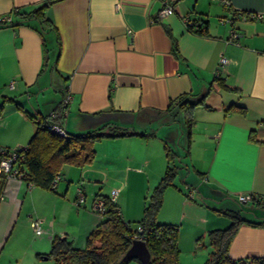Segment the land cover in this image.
<instances>
[{
	"label": "crops",
	"instance_id": "obj_1",
	"mask_svg": "<svg viewBox=\"0 0 264 264\" xmlns=\"http://www.w3.org/2000/svg\"><path fill=\"white\" fill-rule=\"evenodd\" d=\"M42 1L0 0V22L10 20L14 8L30 10ZM165 5L173 12L159 15ZM45 17L60 41L48 33L46 43L59 51L53 69L48 57L44 64L36 29L0 26V101L13 97L35 118L54 111L51 121L70 134L117 125L145 135L101 138L91 162L61 166L53 190L6 177L0 194V264H46L54 236L85 248L100 221L89 210L88 191L94 201L96 194L109 196L116 189L121 219L138 221L134 217L142 215L145 198L173 163L168 150L184 162L186 173L181 186L173 180L163 191L156 219L177 225L179 264H203L212 250L207 232L230 223L217 212L227 206L212 212L204 202L229 205L239 193L264 201V0H56ZM200 18L205 32L189 30L186 19ZM233 31L238 37L230 41ZM174 40L179 56L172 51ZM221 56L227 62L216 81ZM182 94L202 100L190 109L189 140L182 107L173 101ZM231 104L245 107V113L227 111ZM35 130V122L7 102L0 116V149L25 146ZM184 135L182 158L170 143L181 146ZM192 171L198 181L194 174L188 180ZM102 187L110 190L103 193ZM79 191L84 199L75 204ZM249 208L247 213L264 220V210ZM35 219L41 221V234L30 226ZM190 253L195 262H188ZM228 253L232 259L264 256V225L240 224Z\"/></svg>",
	"mask_w": 264,
	"mask_h": 264
},
{
	"label": "trees",
	"instance_id": "obj_2",
	"mask_svg": "<svg viewBox=\"0 0 264 264\" xmlns=\"http://www.w3.org/2000/svg\"><path fill=\"white\" fill-rule=\"evenodd\" d=\"M54 1L56 0H43L39 5L30 10L14 8L9 13L12 16L11 19L0 22V26L28 25L36 29L42 37L45 53L44 64L47 62L46 42L50 31L55 33L56 43L60 44L57 29L45 17L46 8ZM205 24L206 21L200 18V20H192L191 24L187 23V26L189 30L203 33L205 32ZM196 25L197 28L194 29ZM172 51L176 56H179L175 40L172 45ZM58 54L59 51H57L52 69L56 65ZM215 77L214 80L218 81L219 78ZM62 91L65 90L62 88ZM65 96V92H63L60 101L62 111L66 107ZM173 101L182 107L187 127V140H189L192 125L190 109L196 104L201 103L202 100L190 101L186 94H182ZM7 102H13L17 109L32 119L36 124V130L25 146L17 148L14 151L0 149V161L10 153L16 152L17 157L12 163V169L16 171L14 176L43 189H54L53 181L57 180L62 165L70 164L82 167L91 162L95 154L94 143L101 138L132 134L145 135L144 133H137L125 127L113 125L102 126L98 129L79 134L66 132V136H61L51 131L45 125L48 115L35 118L19 102H16L13 97L3 96L0 101V116ZM226 110H236L245 113L246 108L241 105L231 104ZM250 138L253 141L256 140L252 133ZM171 155L172 153L168 150V158ZM176 172L177 170L172 164L166 167L158 184L145 198L142 217L138 221L122 220L116 202L111 200L109 196L96 194L95 199L102 198L105 209L95 230L87 238L86 247L83 249L74 248L72 242L67 240L65 236H54L51 240L50 251L46 255L53 258L55 264H118L131 242L138 237H142L150 255L149 259L141 261L137 257H131L119 264H128L131 260H136L137 264H179L177 225L158 223L156 219L157 212L162 203L163 191L168 186L173 185ZM6 176L7 173L1 170L0 194ZM249 203L253 208L264 210V201H261V199L253 196ZM217 212L227 216L230 223L225 228L211 229L207 232L208 243L211 245L212 250L203 264H264V256L232 259L228 253L231 240L240 224L246 222L254 226L264 225V220L246 219L238 211L231 209L217 210ZM137 225H140L141 230H137ZM95 241H98L99 244L96 245Z\"/></svg>",
	"mask_w": 264,
	"mask_h": 264
},
{
	"label": "rangeland",
	"instance_id": "obj_3",
	"mask_svg": "<svg viewBox=\"0 0 264 264\" xmlns=\"http://www.w3.org/2000/svg\"><path fill=\"white\" fill-rule=\"evenodd\" d=\"M202 3H207L208 2V0H200ZM210 1V0H209ZM47 57H48V62L50 63V64H52L53 63V61H54V58H55V56H56V54H55V51L52 49V45L50 44V43H47ZM54 76H55V74H53ZM53 84H58L57 82L58 81H56V79L55 78H52V81H51ZM49 93L50 94H52V95H54V97H55V95L58 97L59 96V94H55V92H53V90H49ZM59 93V92H58ZM182 117V116H181ZM180 117V119H181V123H182V125L184 126L185 125V123H184V121L182 120V118ZM183 130H184V134H185V132H186V129L185 128H182ZM185 136L186 135H184V136H182V138L180 139V143H181V146H179V145H177V143H170V148L173 150V151H175L178 155H181L182 156V158H183V156H184V154H185V147H186V142H185ZM172 151V152H173ZM170 160L171 161H173V163H170V164H172L173 166H175V168H176V170H177V172H176V175H175V177H174V183L176 184V185H178V186H181L183 183H182V180H183V177H184V175H185V173H186V168L184 167V162H179V160H178V157H176L175 156V158H174V155L172 156L171 155V157H170ZM193 174L196 176V181H198L199 180V176L194 172V171H192V175L191 176H189V177H187L188 178V180L190 179V180H193L194 179V176H193ZM192 177H193V179H192ZM189 182V181H188ZM103 193H105V192H107V191H109L110 189H109V187H102V189H100ZM112 190V189H111ZM111 190H110V192H111ZM90 191H88L87 192V196H88V205H89V210L92 212V213H94L95 215H97L98 216V214H97V212L95 211V210H93L92 209V203H93V200L91 199L92 198V191H91V193H89ZM88 193H89V195H88ZM92 200V201H91ZM204 200H206V199H204ZM83 201V200H82ZM81 201V202H82ZM223 201H226V200H223ZM80 202V203H81ZM76 203H78L77 201H75V204ZM206 205H208L209 207H210V211H212L213 212V209H211V208H214V207H222L223 208V206H227L229 209H234V210H236V211H238L239 212V214L243 217V218H250L249 217V215H251V214H249V213H247L248 211H251V210H249L250 208L249 207H251V205L250 204H246V203H242V204H240V203H238L237 201H233V202H230L231 204H229V205H225L224 203H222L221 205H216V204H212V203H210V202H208V201H205L204 202ZM217 207V209H219ZM248 216V217H247ZM252 217V219L253 220H262L260 217H254L253 215H251ZM69 217V216H68ZM141 218L142 217V215H138V217H134V218ZM139 218V219H140ZM75 219H72V218H69V222H72V221H74ZM43 228V227H42ZM31 236H32V234H31ZM27 239H30V233L29 234H27V237H26ZM28 241V240H27ZM185 256H187V255H185ZM193 258V259H192ZM178 259H179V257H178ZM194 259H195V257H194V255H192L191 253L189 254V256H188V262H195L194 261ZM197 259V258H196ZM197 260H199V259H197ZM204 261V260H203ZM203 261H201V262H198V263H202ZM43 263H46V264H54V261H53V258H49V259H47V260H44L43 261ZM133 263H135V264H137V262L136 261H131V263L130 264H133Z\"/></svg>",
	"mask_w": 264,
	"mask_h": 264
},
{
	"label": "built area",
	"instance_id": "obj_4",
	"mask_svg": "<svg viewBox=\"0 0 264 264\" xmlns=\"http://www.w3.org/2000/svg\"><path fill=\"white\" fill-rule=\"evenodd\" d=\"M172 12H173V8L170 5H165L159 11V15L170 14ZM253 16H256V15L255 14H251L250 17H253ZM4 20L8 21L9 18H5ZM186 22L191 24L192 21L186 19ZM237 37H238V33L236 31H233L232 34H231L230 41L235 40V38H237ZM226 62H227V58L225 56H221L220 59H219L218 68L215 71V76L218 75V72H219L220 68L223 67V65ZM66 99L67 98H65V101H66ZM63 112L65 113L64 110H63ZM55 116H56V114H55L54 111L51 112L50 114H48V119H46L45 125L51 131H53V132H55V133H57V134H59L61 136H66L67 133L65 132V130L59 124H56V123L51 121V119L53 117H55ZM16 157H17V153L16 152H12L9 155H7L6 158H4L3 160L0 161V171L3 170L5 173H7L6 177H9V176L14 175L16 173L15 169H12V163L15 161ZM55 182H56V180L53 181V185L55 184ZM116 193H117V190L116 189H112L111 192H110L109 198L111 200H114ZM253 196L254 195H252V194L239 193L236 196V200L239 203H248L252 199ZM83 199H84V195L82 194V192L79 191L78 194H77V197H76V201L77 202H81ZM92 209L97 212L99 217H101L103 212H104V209H105L103 199L102 198L95 199L93 201V203H92ZM30 226H31V228H32V230H33V232L35 234H41L43 232L42 227H41V221L38 220V219L32 220L30 222ZM137 230H141L140 225H137ZM136 239H143V238L142 237H138Z\"/></svg>",
	"mask_w": 264,
	"mask_h": 264
},
{
	"label": "water",
	"instance_id": "obj_5",
	"mask_svg": "<svg viewBox=\"0 0 264 264\" xmlns=\"http://www.w3.org/2000/svg\"><path fill=\"white\" fill-rule=\"evenodd\" d=\"M149 256L145 241L143 239H134L119 260L118 264L131 257H137L141 261H146L149 259Z\"/></svg>",
	"mask_w": 264,
	"mask_h": 264
}]
</instances>
